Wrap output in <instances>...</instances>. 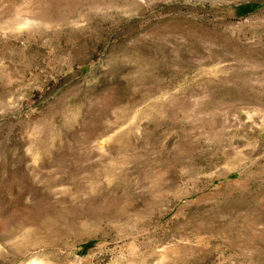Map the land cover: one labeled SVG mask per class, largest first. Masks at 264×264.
Returning a JSON list of instances; mask_svg holds the SVG:
<instances>
[{"label": "rangeland", "instance_id": "1", "mask_svg": "<svg viewBox=\"0 0 264 264\" xmlns=\"http://www.w3.org/2000/svg\"><path fill=\"white\" fill-rule=\"evenodd\" d=\"M34 261L264 264V0H0V264Z\"/></svg>", "mask_w": 264, "mask_h": 264}, {"label": "trees", "instance_id": "2", "mask_svg": "<svg viewBox=\"0 0 264 264\" xmlns=\"http://www.w3.org/2000/svg\"><path fill=\"white\" fill-rule=\"evenodd\" d=\"M260 5L256 4V3H249V4H242L239 7H237V9L239 10V12L241 14H247L249 13L251 10H255L257 8H259ZM91 243H87L84 245V247H88Z\"/></svg>", "mask_w": 264, "mask_h": 264}, {"label": "bare ground", "instance_id": "3", "mask_svg": "<svg viewBox=\"0 0 264 264\" xmlns=\"http://www.w3.org/2000/svg\"><path fill=\"white\" fill-rule=\"evenodd\" d=\"M32 264H41L40 262H36V261H34Z\"/></svg>", "mask_w": 264, "mask_h": 264}]
</instances>
